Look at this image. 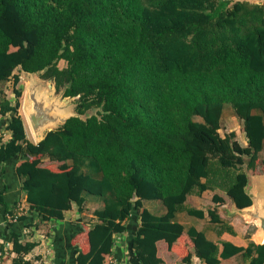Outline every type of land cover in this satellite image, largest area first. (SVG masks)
Wrapping results in <instances>:
<instances>
[{"label":"trees","instance_id":"1","mask_svg":"<svg viewBox=\"0 0 264 264\" xmlns=\"http://www.w3.org/2000/svg\"><path fill=\"white\" fill-rule=\"evenodd\" d=\"M20 71H42L57 91L77 98V112L97 114L73 116L35 143L20 113ZM9 81L13 98L4 90L0 98V126L11 133L0 140V172L8 175L0 218L19 203L9 204L8 186L29 204L6 229L19 254L13 264H27L23 255L38 245L23 241L20 223L64 220L75 206L84 212L88 196L102 206L93 223L74 221L68 231L70 264H113L117 236L125 234L133 264H163L167 254L184 264H264V241H222L221 249L177 219L185 209L206 217L185 204L217 178L238 207L253 203L245 167L264 171V2L0 0V83ZM227 103L246 144L235 130L221 133ZM145 200L159 201L164 212ZM208 214L224 223L217 208Z\"/></svg>","mask_w":264,"mask_h":264},{"label":"crops","instance_id":"2","mask_svg":"<svg viewBox=\"0 0 264 264\" xmlns=\"http://www.w3.org/2000/svg\"><path fill=\"white\" fill-rule=\"evenodd\" d=\"M0 121H1V116H0ZM0 133L1 134L4 133V136L1 137V140H3V141H6L11 137V133L7 130H4L2 128V125L0 126ZM6 177H3L2 173L0 172V179L2 180V182L0 181V190H1V188H3V186L1 184L8 183V180ZM17 192H19V193H17ZM205 192H207V191H205ZM205 192H203L202 195ZM195 194H197V196L201 195L198 193L190 194L188 196L187 202L190 203V201H191L193 204L188 206V203L186 202V207H188V208L194 207V208L204 209L200 205L197 204L198 198H197V196H194ZM5 195L6 196L12 195V200L9 201L10 205L14 204V202L16 200L18 201L19 199H21L23 204L28 205V207H29V204L25 201V195L20 191V189L19 190L17 188L12 189V187L10 188V186H8L7 191H5ZM224 199H225V197H224ZM225 201L226 200H224L222 202H216L217 205H214L212 207V208L218 209V213L220 214V216L223 220L226 218L225 216L227 214H228L227 216L231 215V214H229L231 207H230V205L228 206V204ZM150 202H152V201H150ZM231 204H232V202H231ZM145 206L149 207V209L154 212L152 206L147 205L146 202H145ZM2 207H3L2 204H0V212H2V210H3ZM72 211L67 212L66 218L64 220H61V221L52 220L49 222L39 223L40 220L38 218H34V220L30 219L28 221L30 223H31V221H34L36 224H32L30 226L29 225L24 226L23 223L19 224V229L21 230V235L28 234L27 232L31 231L32 234L30 235V237L38 242V245L31 251L32 254L33 253L37 254V253L47 252V249H48L47 247L50 244L49 246H51V247H49V248H51L50 251H51L52 257L54 258V264H59L60 262H61L60 264H70V258H71L70 253H71L72 249H71L70 245L68 244V236H67L68 234L67 233L75 225L74 221H75V223H77L76 225H80V222H81L80 217H78V218L73 217L72 218V216H70ZM163 212H164V210H163ZM179 213L182 217L180 222L183 223L187 228H189L191 226H195L198 229H200L201 226L198 227L197 225H192V224L188 225L189 222L187 220L183 219V217H187L188 214H181V211ZM179 213H178L177 217L179 216ZM159 214H161V213H159ZM232 216H234V221L230 222L229 223L230 226H226L225 229L219 226L220 223H214V222H211V224H212L211 227L207 226L204 229V232L207 234L208 238L219 243L221 249L223 247L222 243H221L222 241H230L236 245L245 246V247L248 246V244L252 241L249 237L244 238V234H246L248 231L247 228H245L246 230L243 229L242 231H240L238 229L239 223H238L237 217H239L242 221H244V218H242L239 215H232ZM199 219L204 220V218H199ZM28 221H26V222L28 223ZM17 222H15V223H17ZM224 222H225V220H224ZM200 230H203V229H200ZM5 233L7 234L8 230L5 231ZM125 236L127 238V234H125ZM125 236H123V237H125ZM41 237H42V239H41ZM119 237L121 238V236H119ZM163 243L164 242H162V241L159 242V246L162 245ZM57 245L60 246L61 251L63 253V255L61 257L62 261H60V262H58V256L59 255L57 254L58 252L56 250ZM116 247H117V251H116L117 255L115 257L116 264H133V262L131 261L130 253H129L127 246L124 248L123 245L116 244ZM55 255L57 256V259H56ZM120 256H121V258H120ZM163 259H164L163 264H184L182 262V258L178 254H173V255L167 254V256H165V255L163 256ZM231 260H236V258H233ZM231 260L226 261V262L229 264H233L230 262ZM191 264H198V262L194 258ZM199 264H203V263H199ZM237 264H240V263H237Z\"/></svg>","mask_w":264,"mask_h":264},{"label":"rangeland","instance_id":"3","mask_svg":"<svg viewBox=\"0 0 264 264\" xmlns=\"http://www.w3.org/2000/svg\"><path fill=\"white\" fill-rule=\"evenodd\" d=\"M249 1L253 2V3H263L264 2V0H249ZM60 66L61 67L66 66V62L64 60H62L60 62ZM20 76H21V82H20L19 86L23 91V95L20 99L21 100L20 113L23 115V117L25 119V125L27 128L28 137L30 140L34 141V137L32 135L31 129L29 127V124H28V121H27V118H26L25 112H24V104H25V101L27 100L26 98H29L28 97V87L30 84L29 83L30 76L28 77V74H26L24 71H20ZM36 77L39 79V81L42 83V85H44V87H46V88L51 83L50 80L44 79L43 77H41L40 74L37 75ZM1 90H4L6 92L5 94H7V96L9 98H13L12 82L9 81V82L0 83V98L2 96ZM24 92H25V98H24ZM56 95L58 96L59 93L56 92ZM23 99H24V101H23ZM68 99L71 102L69 110L70 111H76L77 98H69L68 97ZM97 112H98L97 109L89 110L87 113V116L97 114ZM196 119H201V118L199 116H197ZM221 126H222V128H221L222 134H225L227 131L235 130L237 132L238 139L242 143L246 144V137H245V134H244V131L242 128V123L237 118L236 113H235L234 108H233L231 103H227L225 108H224V112H223V116H222V120H221ZM2 136H4V133L3 134L0 133V140H1ZM261 158H262V161H264V151H262V153H261ZM49 163H51V161L49 159H44V161H43L44 165L49 164ZM261 165L259 166V168L256 172L249 170L247 167H245V168L248 170V172L250 174H252L256 177V178L254 177L255 178L254 182L256 181L260 186H263V183H262V179H263L262 177L263 176L262 175H264V171H263ZM211 184L215 185V187L213 189L207 190V192H205L203 195L202 194L198 195V196H197V194L194 195V196H197V198H198L197 204L200 205L202 208H204V210L206 211V217L204 218V220H200L196 216L189 215V213L187 212L186 209L181 211V214H188L187 217H183V219H185L189 222L188 225L192 224V225H197L198 227L201 226L200 229H203V231H204L205 227H207V226L211 227L212 226L208 211H209V208H212L214 205H217L216 201L214 200L215 194H219L220 196H224L225 197L224 200H226L225 202L228 204V206L229 205H230V207L232 206V204H231L232 199L225 193V189H224L225 183L222 181V179L217 178L216 181H211ZM18 201H19V203H22L21 199H19ZM150 201H152V202H150ZM145 202L147 205L152 206L154 212L157 214L162 213L163 210L165 209L164 206L161 203H159V201L145 200ZM191 204H193V203L190 201V203H188V206H190ZM101 206H102V200L100 198L88 196V199H87V202L85 205V211L80 213L78 211V208L75 206L73 208V211H72L70 216H72V218L73 217H76V218L80 217V219L82 221H84L85 224L88 225V224H91L95 221V218L93 217V212L95 209H97ZM25 209L26 210L28 209V205H25ZM230 211H231V209H230ZM227 215L225 216L226 218L224 219L225 222L223 224L219 225L220 227H222L224 229L226 226H230V224H229L230 222L234 221V216H232V215L227 216ZM237 218H238L237 220L239 223L238 229L240 231H242L243 229L247 228V230H248L246 234L243 233L244 238L249 237L252 241L257 242L254 238V234L256 233L258 226L253 222L250 223V222H247L245 220L242 221L239 217H237ZM177 219L179 221H181L182 217H181L180 213H179V216L177 217ZM120 236H121V238L119 236H117V244L123 245L125 248L128 245L127 244L128 240H127L125 235H120ZM123 236H125V237H123ZM230 262L233 264H237V263H241L242 260H241V258H236V260H231Z\"/></svg>","mask_w":264,"mask_h":264},{"label":"water","instance_id":"4","mask_svg":"<svg viewBox=\"0 0 264 264\" xmlns=\"http://www.w3.org/2000/svg\"><path fill=\"white\" fill-rule=\"evenodd\" d=\"M24 72L28 74V77L30 76V84L28 87V99L30 103L26 114L35 143H39L45 138L49 131L57 129L73 116H79L83 119L91 116H87L88 112L86 114H81L77 111H70L69 107L71 102L68 97L64 95L65 90L62 89L57 91L56 84L53 80H50L51 83L46 88L36 77L39 74L41 75L42 71ZM56 92L59 93L58 96ZM245 171L248 176V183L245 187V191L251 197L253 203L250 206L240 208L232 201L229 214L239 215L244 218L245 221L255 223L258 226L256 232H264V175H262L263 186H260L256 181L254 182L256 177L250 174L246 168ZM136 198H138V196L135 193L134 200Z\"/></svg>","mask_w":264,"mask_h":264},{"label":"built area","instance_id":"5","mask_svg":"<svg viewBox=\"0 0 264 264\" xmlns=\"http://www.w3.org/2000/svg\"><path fill=\"white\" fill-rule=\"evenodd\" d=\"M28 209H25V205L23 204V202L18 203V206L16 207V211L14 213L5 214V217L0 218V264H13L14 259L19 256V254L14 251V242L12 240H9L8 235L5 233V231L9 224L17 222L18 217L22 214L27 213ZM27 233L28 234L22 235L23 241H34V239L30 237L32 232L29 231ZM49 245L47 247V252L45 253L32 254V252H29L27 254H24L23 262H27V264H54V258L52 257L50 251L51 248H49L51 246ZM115 260L116 259L112 260L113 264H116Z\"/></svg>","mask_w":264,"mask_h":264},{"label":"bare ground","instance_id":"6","mask_svg":"<svg viewBox=\"0 0 264 264\" xmlns=\"http://www.w3.org/2000/svg\"><path fill=\"white\" fill-rule=\"evenodd\" d=\"M28 96H29V91H28ZM27 100L25 101V104H24V112H25V116H26V118H27V114H26V111H27V108L29 107V103H30V101H29V99L28 98H26ZM28 121V120H27ZM28 124H29V122H28ZM29 127H30V125H29ZM31 129V128H30ZM32 132V131H31ZM255 240L257 241V242H263L264 241V232L263 231H258V232H256L255 233ZM256 242V243H257Z\"/></svg>","mask_w":264,"mask_h":264}]
</instances>
